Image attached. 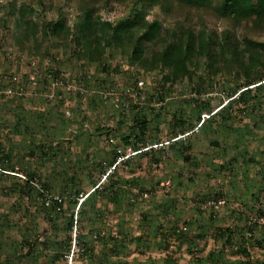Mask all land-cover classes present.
Wrapping results in <instances>:
<instances>
[{
    "label": "rangeland",
    "instance_id": "rangeland-1",
    "mask_svg": "<svg viewBox=\"0 0 264 264\" xmlns=\"http://www.w3.org/2000/svg\"><path fill=\"white\" fill-rule=\"evenodd\" d=\"M13 3L14 0H0V14H17L19 10L13 12L9 8ZM23 3L24 0H16L17 9ZM155 13L162 18L157 10ZM123 14L117 10L103 12L102 16L113 21ZM221 29L218 26L217 31ZM239 33L246 34L247 27ZM10 34L3 31L0 35L2 85L7 86L5 78L10 75L21 80L25 75L30 80L38 75L39 79L23 83L27 88L23 99H17L4 86L0 91L7 94L0 97V143L8 155L4 158L8 163H0V167L9 172L0 180V264H63L59 244L66 238L65 227L71 213L80 217L81 225L78 223L77 227L93 250V264H167L170 254L175 260H187L193 252L207 257L214 251L219 256L225 238L219 237L218 231L232 229L237 241L243 224L254 221L259 214L263 216L258 219L254 235L264 245V106L248 114L233 111L230 121L223 122L218 117L217 124L211 127L197 126L188 136L177 137L191 143L187 161L177 149L162 154L156 148V156L133 157L129 165L118 169L127 192L118 203L98 198L100 202L91 200L82 210H76L73 200L91 193L93 184H110L101 178L98 165L109 163L114 151L131 155L122 138L131 132L133 120L140 113L123 109L124 101L142 106L149 117L142 144L163 142L168 147L173 138V115L188 118L195 112L194 105L187 101L193 96L192 85L198 86L199 80L195 76L182 82L160 81L158 71L136 74L135 68L119 56L107 61L106 73L99 65L75 62L62 52L56 59L29 58L20 54ZM47 64L60 73L58 81L46 83ZM196 74L201 76L202 72ZM135 81L141 88L139 99L134 91ZM160 82L168 89L163 103H157L155 96ZM237 85L236 79L219 71L212 82L207 78L202 81L199 88L205 92L201 99L218 109L225 104L226 93ZM103 126L112 129L109 143L104 139ZM55 140L61 141L60 150L53 148L55 155L43 159L35 145L47 146ZM31 152H35L32 157L28 156ZM13 171L17 174L10 175ZM27 173L39 178L50 194L65 198L61 214L47 211L51 216L48 219L37 196L20 194V184L27 179ZM135 177L137 182L124 184ZM139 190L148 191V197L134 205L126 204L123 199L128 200ZM213 199L223 204L211 209L206 201ZM182 223L187 225L185 237L198 250L181 244L184 238L171 236L166 240L169 243L162 241L169 227ZM96 230L102 231L104 244L96 243ZM198 234L205 238L193 239ZM161 245H168L167 251ZM248 245L251 257L264 264V247L252 248L253 242ZM222 252L221 264H229L231 257H236L232 252ZM236 260L230 264L244 261Z\"/></svg>",
    "mask_w": 264,
    "mask_h": 264
},
{
    "label": "trees",
    "instance_id": "trees-1",
    "mask_svg": "<svg viewBox=\"0 0 264 264\" xmlns=\"http://www.w3.org/2000/svg\"><path fill=\"white\" fill-rule=\"evenodd\" d=\"M21 6L17 9L16 0H14L9 8L13 12L18 10L19 12L0 14V35L3 31L11 32L10 36L14 39L20 54L27 55L29 58L38 56L56 59L58 52H62L69 54L75 62L99 65L106 73L108 71L107 61L119 56L122 61H127L128 66L135 68L136 74L158 71L160 81L182 82L195 76L199 80L198 86L192 85L193 96L187 101L188 104L194 105L195 112L188 118L173 115V138L170 139L168 147L163 142L151 145H145V142L142 144L143 136L149 128V117L142 110V106L124 101L123 109L129 108V110H136L140 113L139 117L136 116L133 120L131 132L122 138L125 147L130 149L131 155L127 156L124 151L120 153L114 151L109 163L98 165L101 178L109 180L110 184H93L92 192L84 193V200L80 203L78 210L83 208L88 201L98 202L101 198L107 203H118V200H121L120 196L127 193L122 183L123 177L118 175V169L129 165L133 157L137 155L156 156V148H159L158 151L162 154L168 153V150L177 149L187 161L192 149L191 143L187 144L186 139L182 140L177 137L188 136V133L193 132L197 126L203 129L211 127L217 124L215 122L218 117L223 122L230 121L233 119V111L235 114L236 112L237 114H248L258 112L264 106V39L260 37H264V0H24ZM117 10L123 11L124 14L113 21L102 16L103 12ZM156 10L162 14V18H158ZM34 16L39 18H34ZM218 26L222 27L219 32L217 31ZM245 26L247 33L241 35L239 32ZM46 67L47 69L44 70L46 83L48 80L58 81L60 73L53 67L49 68L48 64ZM197 71L202 72L201 76L196 74ZM219 71L236 79L238 85L234 90L226 93L227 100L224 105L213 109L210 101L201 99L205 91L199 86L206 78L211 82L215 80ZM22 78L23 80L13 75L6 77V87L2 85L0 78V91H3L4 87L8 88V91L14 92L12 95L17 99H23L27 93V88L23 83L37 82L39 76L36 75L34 80H30L27 75ZM134 84V91L139 99L141 88L137 85L138 81ZM209 87H212L211 83ZM167 91L168 89L161 82L157 84L155 93L157 103L164 102ZM6 96V93L0 92V97ZM76 96L82 97L80 93H76ZM203 115L208 118L204 119ZM102 129L105 130L106 143L111 142L112 129L105 128V126ZM136 133L139 134L135 135ZM60 146L61 141L55 140L47 146L35 145V148H39L40 156L46 159L54 156V149L59 151ZM34 155L35 152L28 153V156ZM4 158H8V155L3 151L0 143V163L7 164L8 161ZM3 171L5 169L1 166L0 180L7 175ZM26 177L27 179L20 184V194L23 197H31L32 194L37 196L48 219L51 216L47 211L61 214L65 198L61 196L63 201L59 205L60 212H56V205L45 207L44 194H50L47 186L34 174L27 173ZM136 178L138 177L128 182L124 181V184L132 185L137 182ZM144 195L147 198L148 191L139 190L132 195L133 197L123 200L126 204L134 205L139 200H143ZM77 201L74 199L72 204L77 206ZM210 201L216 200H208L206 203ZM102 210H106L105 206ZM258 216L254 217V221L250 220L243 224L238 232L240 238L237 241L230 228L217 233L219 237L224 236L225 238L224 252L226 250V252H232L243 258L244 261L239 264H262L252 259L248 250L249 242L255 245L252 248L264 247L263 242L256 239L254 235L255 226L258 225V219H261L263 214ZM79 218L77 219L76 216L74 219L73 213L69 216L65 227L66 238L62 242L63 245L59 244L63 252L67 251L71 245L74 222L76 225L78 223L81 225ZM182 225L184 223L169 227L163 233L162 241L169 243L166 240H169L171 236L184 238L181 244H187L190 250L196 249L194 242L185 237L188 231L176 233ZM184 226L187 227V225ZM101 232V230L94 232L95 240L96 243L104 244L105 237ZM203 235H194L193 239L201 241L205 238ZM141 238L138 237V239ZM76 242L78 246L85 249L89 264H93L91 259L93 250L88 247L81 229L76 236ZM26 244L30 246L28 242ZM168 245L165 247L161 245V248L167 251ZM234 246L237 247L236 250H233ZM221 252L219 256L214 253L208 255L210 258L218 257L214 264H221V259L224 258V253ZM194 254L193 252V257ZM172 256V254L168 255L167 264H176ZM179 262L190 264L183 259ZM195 264L202 263L197 260Z\"/></svg>",
    "mask_w": 264,
    "mask_h": 264
},
{
    "label": "built area",
    "instance_id": "built-area-1",
    "mask_svg": "<svg viewBox=\"0 0 264 264\" xmlns=\"http://www.w3.org/2000/svg\"><path fill=\"white\" fill-rule=\"evenodd\" d=\"M140 85V83H139ZM167 144V143H166ZM161 146V145H159ZM158 146V147H159ZM4 174H9L7 171H3ZM17 173H10V175H14ZM146 197V195H144ZM84 200V197L80 198L78 200L77 208L78 209L80 203ZM63 198L61 196L52 195V194H44V206L45 207H51V205H56V212H60L59 205L62 204ZM209 208L217 209L223 204L219 201H210L206 203ZM74 219H76V216L74 215ZM187 227L182 225L179 229H177L176 233L179 232H187ZM79 232V229L76 225V222H74L72 226V239H71V245L69 249L65 252H62V261L63 264H89V260L85 256V249L77 245L76 242V236Z\"/></svg>",
    "mask_w": 264,
    "mask_h": 264
},
{
    "label": "crops",
    "instance_id": "crops-1",
    "mask_svg": "<svg viewBox=\"0 0 264 264\" xmlns=\"http://www.w3.org/2000/svg\"><path fill=\"white\" fill-rule=\"evenodd\" d=\"M186 225V224H185ZM197 241V240H196ZM200 242V241H199ZM193 245H195V247H196V249H198V247L196 246V244H194L193 243ZM223 246H224V244H222ZM222 245H221V251H224V248L222 247ZM236 246H234L233 247V250H236ZM214 249V248H213ZM258 249V248H257ZM249 250V249H248ZM212 252H214V251H212ZM210 253L209 252V254H213V253ZM220 252V251H219ZM225 252H226V250H225ZM249 252H250V250H249ZM222 253V252H221ZM208 254V255H209ZM215 254V253H214ZM195 256L193 257V255L191 254V257H189V258H187V260L184 258V261H186V262H190V264H195L196 263V261L197 260H199L202 264H214L215 263V261L216 260H218V257H215V258H210L209 256H207V257H201V256H198V254L196 253V254H194ZM193 257V258H192ZM209 257V258H208ZM233 258H236V259H233ZM232 259V260H231ZM231 259L229 260V264H230V262H232V261H234V260H236V261H238V262H240V261H242L243 260V258L241 257V256H238V255H236V257H231ZM240 259H242V260H240ZM253 259V258H252ZM179 260L180 259H177L176 260V264L178 263V264H180V262H179ZM221 261H224V258H222L221 259ZM260 262V261H259ZM261 263H262V261H261ZM263 264V263H262Z\"/></svg>",
    "mask_w": 264,
    "mask_h": 264
}]
</instances>
